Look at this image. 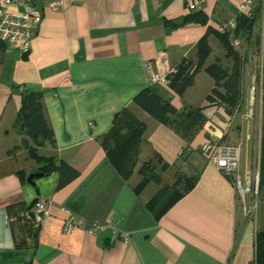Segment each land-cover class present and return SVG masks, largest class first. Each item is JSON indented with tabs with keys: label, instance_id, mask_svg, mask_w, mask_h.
I'll return each mask as SVG.
<instances>
[{
	"label": "crops",
	"instance_id": "obj_1",
	"mask_svg": "<svg viewBox=\"0 0 264 264\" xmlns=\"http://www.w3.org/2000/svg\"><path fill=\"white\" fill-rule=\"evenodd\" d=\"M55 1L35 0L43 18L28 57L23 58L18 46L7 45L0 61V264H255L256 234L264 227L247 220L231 179L201 153L214 136L240 143V169L251 170L256 146L250 122L228 114L223 106H208L216 83L205 70L195 75L183 96L170 87L169 79L186 59L198 62L197 45L204 37L211 48L205 67L217 62L233 67L217 32L221 24L236 19L246 0H67L54 10ZM258 2L252 34L232 43L242 62V78L251 80L264 64V0ZM193 13H202L206 24H180ZM149 66L168 82L152 83ZM145 88L180 111L186 105L208 106L207 122L194 141L186 142L133 104ZM24 91L42 95L54 131L56 147L45 145L41 153L79 173L61 188L58 173L36 180L39 198L49 202L48 215L39 225L24 212L37 197L35 188L19 175L29 176L38 168L17 122ZM242 94L244 106L248 101ZM125 108L147 127L128 180L100 143ZM198 152L202 161L189 167ZM155 154L170 165L161 173L166 185V174L190 177L183 172L187 169L192 176L200 174L195 187L160 218L148 204L161 186L150 183L140 194L135 191L142 180L139 169ZM71 217L82 227L65 234L64 224ZM96 223L105 229L90 233ZM121 233L128 234V242Z\"/></svg>",
	"mask_w": 264,
	"mask_h": 264
},
{
	"label": "trees",
	"instance_id": "obj_2",
	"mask_svg": "<svg viewBox=\"0 0 264 264\" xmlns=\"http://www.w3.org/2000/svg\"><path fill=\"white\" fill-rule=\"evenodd\" d=\"M259 3L252 15L248 16L244 13L236 15L237 25L233 31L224 34L217 32V36L228 52L227 54L234 60L233 67H226L220 62L205 67V62L211 55V48L207 37H204L197 45L198 62L195 64L186 59L177 68L176 73L169 77L170 87L176 93L183 96L185 91L194 84L195 75L203 69L214 78L216 83L215 88L212 89L208 96V106H223L230 115L241 109L243 102L242 62L232 43L241 35L250 36L252 34L257 13L259 12ZM189 22L206 24L207 18L202 13H193L184 18L180 24ZM6 48L7 45L0 41V61ZM259 81L261 82L263 93V124L260 140L258 194L264 189V64ZM133 104L160 123L172 127L188 143L194 141L207 122L204 111L208 106L195 108L186 105L180 111L172 104L164 101L150 88H145L139 92L135 96ZM17 122L27 137L24 140V146L28 151V155L38 165L35 170L36 173H42L44 177L58 173L60 176V188L78 177L79 173L69 164L58 160L55 156L41 154L40 149L45 147V145H49L52 148L56 147L54 131L48 123L41 94L28 91L22 93V106L18 113ZM146 128V124L130 108H125L115 115L112 128L100 137V143L106 151L109 160L124 179H130L135 173L136 161ZM187 149L186 147L183 150L182 157ZM185 160L187 161L188 159L186 158ZM169 168L170 165L165 163L160 155L155 154L154 158L143 164L138 171L142 180L135 188L137 194H140L150 183L161 186L157 195L148 204L156 218L166 214L185 194L189 193L200 177V174L190 177L178 175L173 184L166 185L163 183L162 175L157 170L164 173ZM19 175L24 184L28 183V176L25 172H19ZM261 202L264 213V199ZM28 207L25 206V216L27 215L28 219L33 221L34 218L31 216ZM255 264H264V228L258 230L256 234Z\"/></svg>",
	"mask_w": 264,
	"mask_h": 264
},
{
	"label": "built area",
	"instance_id": "obj_3",
	"mask_svg": "<svg viewBox=\"0 0 264 264\" xmlns=\"http://www.w3.org/2000/svg\"><path fill=\"white\" fill-rule=\"evenodd\" d=\"M67 0H57L51 4L54 10L65 6ZM257 0H246L241 4L239 13L248 16L252 15L253 9L256 7ZM16 8V10H12ZM194 9L195 6H190ZM42 12L36 5L35 0H0V41L9 46H18L23 52H27L32 45L36 32L42 22ZM236 19L220 25L218 32L221 34L233 31L236 28ZM152 83H167L168 79L160 74L152 71L151 66L148 67ZM176 72V70H174ZM255 89V88H254ZM253 104V102H251ZM253 116L251 110L249 117ZM207 163L222 172L231 179L235 188L236 198L242 203L245 214L251 220H256L258 201L252 197L258 194V184L260 180L259 171L254 173L252 170L242 172L241 165V144H232L228 139L220 137H212L205 142L201 148ZM49 202L39 198L33 209L32 216L35 225L42 223L45 216L48 215ZM82 226L75 222V218H69L65 224L63 231L69 234L76 228ZM105 229V224L96 223L89 230L95 233L98 230ZM119 231L115 230L114 235H118ZM125 242L129 241L126 233L120 234Z\"/></svg>",
	"mask_w": 264,
	"mask_h": 264
},
{
	"label": "rangeland",
	"instance_id": "obj_4",
	"mask_svg": "<svg viewBox=\"0 0 264 264\" xmlns=\"http://www.w3.org/2000/svg\"><path fill=\"white\" fill-rule=\"evenodd\" d=\"M259 77H261V72L258 73L257 77L254 78L253 80L246 78V77L242 78V93H244V98L246 101H248V103L247 105H244V106L242 105L241 109L235 112V115L236 114L240 115L239 116L240 119L241 118L243 120L248 119L250 122L249 135L256 146L255 150L253 151V156L255 160H253L254 164L251 168V170L254 173H257L259 171V164L257 163L258 165H256V161L258 162L259 155H260V140H261V132H262V124H263V101H262L263 93H262V86H261V82L259 81ZM251 102H253V104H251ZM251 110L253 111V116L249 117ZM221 112L223 113V111ZM202 158L203 157L201 156V153L198 152L197 154H194L190 158L191 161H190L189 167L194 168L195 166H197L198 162L202 161ZM143 162H144V157H141L139 159L138 165L140 166ZM191 171L192 170L187 169L186 171L184 170L183 172H187L190 174V176H192L193 174ZM158 173L161 174L162 172L158 171ZM177 175L178 174L176 175L166 174L164 176L165 182L169 185L173 184V181L176 180ZM136 178L137 177H135V179ZM254 198L257 199L258 201V210H257L256 220H251L250 217H248L245 214L244 210L243 212L248 221L253 222V224L256 223L255 226L261 228V227H264V213H263V208L261 204L262 203L261 201L264 199V189L260 191L259 195H256V191H255V195L252 197V199ZM239 204L242 206V203L240 201H239Z\"/></svg>",
	"mask_w": 264,
	"mask_h": 264
},
{
	"label": "water",
	"instance_id": "obj_5",
	"mask_svg": "<svg viewBox=\"0 0 264 264\" xmlns=\"http://www.w3.org/2000/svg\"><path fill=\"white\" fill-rule=\"evenodd\" d=\"M29 51L27 52H24L23 54V58L26 59L29 55ZM44 177V174H39V173H34V174H31L30 176H28L27 178V182L30 186H32L33 188H35V191H36V194H37V197L32 200V202L29 204V211H30V214L31 216H34V213H33V209L35 207V205L37 204L38 200H39V195H40V188L37 186V183H36V180L35 179H39V178H43Z\"/></svg>",
	"mask_w": 264,
	"mask_h": 264
}]
</instances>
